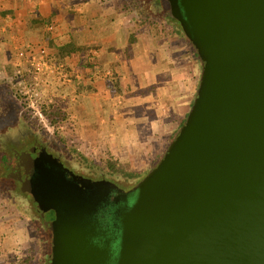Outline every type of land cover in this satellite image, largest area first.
Instances as JSON below:
<instances>
[{
    "label": "water",
    "instance_id": "95a60500",
    "mask_svg": "<svg viewBox=\"0 0 264 264\" xmlns=\"http://www.w3.org/2000/svg\"><path fill=\"white\" fill-rule=\"evenodd\" d=\"M169 1L201 77L179 131L129 191L111 264H264V0ZM28 162L10 176L54 215L52 263L102 264L78 228L99 199L87 209L88 186L54 174L29 187Z\"/></svg>",
    "mask_w": 264,
    "mask_h": 264
},
{
    "label": "crops",
    "instance_id": "0c3cea01",
    "mask_svg": "<svg viewBox=\"0 0 264 264\" xmlns=\"http://www.w3.org/2000/svg\"><path fill=\"white\" fill-rule=\"evenodd\" d=\"M193 47L173 23L132 18L120 0H0L2 73L25 48L47 63L64 62L72 81L58 85L82 111L72 123L87 118L86 135L115 148L144 141L164 148L194 96ZM158 124L160 137L152 135Z\"/></svg>",
    "mask_w": 264,
    "mask_h": 264
},
{
    "label": "rangeland",
    "instance_id": "374dc122",
    "mask_svg": "<svg viewBox=\"0 0 264 264\" xmlns=\"http://www.w3.org/2000/svg\"><path fill=\"white\" fill-rule=\"evenodd\" d=\"M120 1L129 7L132 18L153 19V17L157 16V18L162 19L164 22L167 21L168 23H172L170 22L171 20L159 15L155 7L160 5L158 0ZM173 28L179 30L181 35L192 45L188 37L185 36L186 34L180 25L173 24ZM193 55L197 76L192 104L202 71V63L199 56L197 58L195 53H193ZM0 71V148L1 145H4L1 143V140L2 142L6 141L8 139L7 135L12 134L15 136L16 133L19 134L22 129L25 131L30 130L39 135L45 143H48L51 149L63 151L66 157L70 159L72 163L74 162L76 167L79 169L82 168L83 171H92L99 175L105 174L114 178H126L129 179L130 182L132 181V183H138L158 163L173 140L168 141L164 148L162 147L163 150L160 147V143L155 141H144L136 145L133 144V147L130 149L127 146H123L125 144L121 143V146L115 148V146H112L113 143H109V141H103L93 135H86L89 127L85 125L87 118L85 120L78 119L81 123L80 125L72 123L74 122L72 114L76 113L81 116L80 114L82 113L80 109L73 108L75 105L68 109L67 113H69V117L62 125H52L43 116L40 117V120L36 121L32 115L30 118L26 115L23 103L25 102L28 107H32L31 105H34V107H48L57 101H64L65 98H63V92L61 93L60 86H56V91H54V93H46L42 99L39 98L33 103L30 98L26 100L24 96L19 94L16 85L12 83V67L6 68L3 73V70ZM19 96L23 98V103ZM67 97L69 98L70 96ZM50 100H52V102H50ZM176 105L178 108L180 107V104ZM171 106L174 107V103H169V113H166L167 116L170 114V117L174 120L173 115L175 110L171 108ZM191 106L192 105L188 108V113ZM88 116V114L85 115V117ZM182 119L183 118L180 119L179 125ZM166 120L167 118L162 125L166 123ZM170 122H168V124ZM159 127V124L154 127L152 131L153 136H161ZM163 127H161L162 130L166 128L165 131H168V126ZM155 130L158 131L157 134L154 133ZM98 131H101V127ZM150 133L151 132H148L149 135ZM80 155L85 156L87 160L80 158ZM109 158L118 159V161L124 165L126 173L111 172L110 169L106 167V161ZM5 170L6 169L2 167L0 172V264H38L37 260L41 255L38 239L32 230L31 224L27 223V213L22 209L23 207L21 204L17 205L13 198L14 196L4 191L1 183L6 186L13 185L16 187V197L26 198L27 196L21 193L14 179L8 178L6 175L1 176V174L7 172Z\"/></svg>",
    "mask_w": 264,
    "mask_h": 264
},
{
    "label": "flooded vegetation",
    "instance_id": "af4514ba",
    "mask_svg": "<svg viewBox=\"0 0 264 264\" xmlns=\"http://www.w3.org/2000/svg\"><path fill=\"white\" fill-rule=\"evenodd\" d=\"M159 6H155L161 17H166L173 24L181 23L178 18L172 15L169 0H158ZM7 140L2 142L0 148V172L4 167L7 171L1 176H10L11 171L18 165L21 155H26L29 160L28 180L30 186L34 187L41 176L45 173L54 174L66 181L78 184L84 183L88 186L85 189L88 195L87 209L92 207L95 199H99L94 210H90L85 214L83 222L78 224L79 230L85 234L98 251V258L102 264H111L115 259V255L120 240V213L128 210L131 205V194L129 191L137 184L130 182L126 178H114L105 174H97L94 172L83 171L82 168L76 167L74 162L66 157L63 151H56L49 147L42 138L30 130L22 129L20 133L7 135ZM20 174V173H19ZM14 179V178H12ZM21 193L26 194V198H18L15 194L13 185L6 186L1 183L4 191L14 196L17 205H22V209L26 211L28 221L32 230L38 239L40 257L38 264H53L54 236L56 226L54 224V215H51L49 207L39 203L34 193L22 190V182L14 179ZM105 181L98 185L95 182ZM107 184V185H106ZM113 184L116 187H110Z\"/></svg>",
    "mask_w": 264,
    "mask_h": 264
},
{
    "label": "built area",
    "instance_id": "2783aa9c",
    "mask_svg": "<svg viewBox=\"0 0 264 264\" xmlns=\"http://www.w3.org/2000/svg\"><path fill=\"white\" fill-rule=\"evenodd\" d=\"M11 77L18 93L26 100L30 98L33 103L39 98L42 99L46 93H54L59 83L67 84L72 81V76L64 62L47 63L42 60L38 51L32 48L21 49L17 53V61L13 65ZM62 94L63 98H67V94Z\"/></svg>",
    "mask_w": 264,
    "mask_h": 264
},
{
    "label": "trees",
    "instance_id": "16d2710c",
    "mask_svg": "<svg viewBox=\"0 0 264 264\" xmlns=\"http://www.w3.org/2000/svg\"><path fill=\"white\" fill-rule=\"evenodd\" d=\"M194 53L198 58V53L195 50V48H194ZM21 101H22V103L24 102L23 98H21ZM23 104H24V106H23L24 112L26 113L27 116H29V118L32 115L33 118L37 121V120H40L41 116H43L52 125H59V124L62 125L63 122L66 121L67 118L69 117V113H67V112H68V109L74 105V101L71 100V98H67L64 101H61V100L57 101L53 105H50L48 107H41V106L40 107H28V106H26L25 102ZM190 105H192V103ZM187 115H188V112L183 117L180 125L178 126V128L176 129V131L174 132L173 136L170 138L169 141H171L173 139V137L177 133L178 129L180 128V126L185 121ZM80 158L87 160L86 157L83 155H80ZM106 163H107L106 167L108 169H110L111 172H113V173H126L125 169H124V165H122L118 161V159L109 158V159H107Z\"/></svg>",
    "mask_w": 264,
    "mask_h": 264
}]
</instances>
